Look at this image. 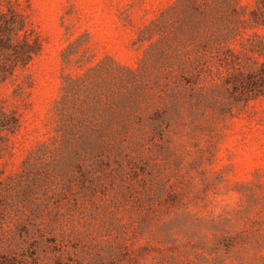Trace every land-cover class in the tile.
Listing matches in <instances>:
<instances>
[{
	"label": "rangeland",
	"instance_id": "1",
	"mask_svg": "<svg viewBox=\"0 0 264 264\" xmlns=\"http://www.w3.org/2000/svg\"><path fill=\"white\" fill-rule=\"evenodd\" d=\"M0 264H264V0H0Z\"/></svg>",
	"mask_w": 264,
	"mask_h": 264
}]
</instances>
